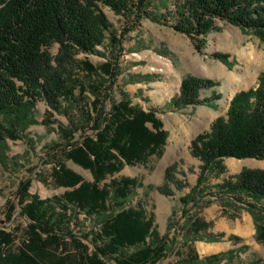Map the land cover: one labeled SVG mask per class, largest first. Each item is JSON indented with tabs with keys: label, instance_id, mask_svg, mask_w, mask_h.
Wrapping results in <instances>:
<instances>
[{
	"label": "trees",
	"instance_id": "trees-1",
	"mask_svg": "<svg viewBox=\"0 0 264 264\" xmlns=\"http://www.w3.org/2000/svg\"><path fill=\"white\" fill-rule=\"evenodd\" d=\"M169 1L173 7L167 6L164 13L156 15L148 9L151 0H0V143L21 139L17 131L37 123L34 108L36 102L44 101L47 109L42 122L57 123L64 139L60 143L63 157L92 176L91 181L84 180L59 161L51 177L54 185L67 190L48 198L30 193V181L24 182L18 189V205L28 223L19 235L0 226V264H110L107 259L116 264H157L166 256V236L159 235L152 214L141 203L129 205L141 181L122 176L102 183L126 165H143L160 158L168 136L157 111L133 104L126 93L118 101L111 99L108 111L99 109L101 98H110L107 92L118 75L121 39L128 31L119 35L102 6L124 16L131 26L143 16L171 23L175 31L192 40L198 51L206 36L219 29L218 21L238 26L264 41V0ZM54 44L58 45L55 57L50 52ZM99 46L116 55L98 65L76 58L78 53H98ZM214 55L226 59L224 54ZM75 68L83 71L87 84L75 76ZM93 75L97 79H92ZM218 84L209 78L186 76L171 104L175 108L215 106L221 94L213 91L201 97V90ZM76 89L80 97L90 90L95 98L89 103L90 111L83 114V124L72 118L66 127L53 114H70L69 110L79 107L78 102H84L75 96ZM89 126L92 133H86ZM191 146L193 156L201 161L196 187L205 174L226 172L224 158L264 160V72L255 88L234 94L225 116L217 117L210 130L199 133ZM169 179H173L171 167L166 169L164 183L155 188L168 194ZM217 187L235 202L248 204L256 225L255 240L264 247V203L258 202L264 200V169L244 168ZM194 191L192 188L180 198L183 205L197 208L193 213L190 208L183 211L187 222L180 228L194 240L185 238L184 251L171 264H230L233 260L237 264H264L261 257L241 261L240 254L249 246L234 235L228 239L239 244L237 247L200 257L195 239L217 241L223 233L210 231L213 221L200 215L206 205L200 204L201 197ZM248 198L256 204L248 203ZM12 211L13 207L7 219ZM79 213L97 226L81 233V237L73 233Z\"/></svg>",
	"mask_w": 264,
	"mask_h": 264
},
{
	"label": "rangeland",
	"instance_id": "rangeland-1",
	"mask_svg": "<svg viewBox=\"0 0 264 264\" xmlns=\"http://www.w3.org/2000/svg\"><path fill=\"white\" fill-rule=\"evenodd\" d=\"M167 6L173 7L171 1L151 0L148 9L157 15L164 13ZM102 9L119 35L122 36L125 29L128 31L121 39L118 75L107 92L110 98H104L102 94L99 109L108 111L111 99L118 101L122 93H126L133 104L146 110H156L168 132L166 146L160 158H152L143 165H126L113 176H107L102 183H110L112 179H120L122 176L135 177L141 181L142 186L133 191L129 205L141 203L146 212L152 214L159 235L166 236L169 250L157 264L177 262L178 253L184 251L182 245L185 238L193 239V236H185V232L180 229L187 222L183 211L188 208L192 213L197 211L196 207L180 202V198L186 196L192 188H195V195L201 197L200 204L206 205L200 215L207 221H213L210 231L213 234L223 233L221 240L217 241H209L207 237L195 239L194 246L202 259L230 248V234L240 236L249 245V249L240 254L241 261L246 263L257 257L264 258V247L255 240L256 225L248 209L250 207L246 203L235 202L229 194H221L217 187L223 180L238 174L244 168L264 169V160L224 158L226 172L221 175L207 173L196 187L201 174V161L193 156L191 146L199 133L210 130L217 117L225 116L235 93L258 85L259 76L264 72V41L238 26L218 21L216 25L219 29L206 36L204 46L198 51L192 40L175 31L171 23L164 24L143 16L131 26V22L124 16L115 14L109 7L102 6ZM57 51L58 45L54 44L50 48L53 57L57 55ZM97 51L98 53H78L76 58L98 65L116 55L106 46L97 47ZM215 53L224 54L226 59L217 58ZM74 73L87 84L88 79L81 69L75 68ZM239 73L246 76L242 75L239 81H233L232 76ZM186 76L219 82L217 86L201 90V97L209 96L213 91L221 94L215 101V106H172L171 99L179 94L181 81ZM92 79H97V76L93 75ZM105 85H109V82ZM74 93L76 97H80L78 89ZM94 98V94L86 90L83 97H80L84 102H78L77 107L82 112L73 107L68 111L70 114L55 111L54 118L66 127L70 126L72 118L83 124V114L90 111L92 104L89 103ZM46 109L44 101L36 102L34 111L37 123L23 132L17 131L21 139H8L0 143V226L17 235L28 223L20 215L18 205V189L24 182L30 181L28 191L41 198L63 194L67 188L54 185L51 177L52 168L59 161L79 173L84 180H92L88 170L63 157L60 143H64V139L57 130V123L45 125L42 122ZM92 110L94 113V109ZM85 129L86 133H92L90 126ZM55 143H59V147L53 148ZM169 167L173 179L168 181L170 192L166 194L155 187L164 183L165 172ZM246 201L256 204L254 199L248 198ZM258 202L264 203V200ZM11 207V218L7 219ZM92 226L97 227L84 213H79L77 222L73 225V233L81 237V233H87ZM89 246L94 248L92 244ZM107 261L116 264L113 259ZM200 264L207 263L203 261ZM230 264L237 263L233 260Z\"/></svg>",
	"mask_w": 264,
	"mask_h": 264
},
{
	"label": "crops",
	"instance_id": "crops-1",
	"mask_svg": "<svg viewBox=\"0 0 264 264\" xmlns=\"http://www.w3.org/2000/svg\"><path fill=\"white\" fill-rule=\"evenodd\" d=\"M230 235H234V236H237V235H235V234H230ZM237 237H240V236H237ZM241 238V237H240ZM242 239V238H241ZM242 243L243 244H246L245 242H244V240L242 239ZM231 247L230 248H228V249H232V248H235V247H237L239 244H234L233 243V241H231ZM246 245H248V244H246ZM249 246V245H248ZM228 249H226V250H228ZM225 251V250H224ZM220 252V251H219Z\"/></svg>",
	"mask_w": 264,
	"mask_h": 264
},
{
	"label": "bare ground",
	"instance_id": "bare-ground-1",
	"mask_svg": "<svg viewBox=\"0 0 264 264\" xmlns=\"http://www.w3.org/2000/svg\"><path fill=\"white\" fill-rule=\"evenodd\" d=\"M241 72H242V71H241ZM243 72H245V70H244ZM242 75H243V76H246V75H244V74H240V73H239V74L233 75V76H232V77H233L232 80H233V81H239V78H240ZM241 79H242V78H241Z\"/></svg>",
	"mask_w": 264,
	"mask_h": 264
}]
</instances>
